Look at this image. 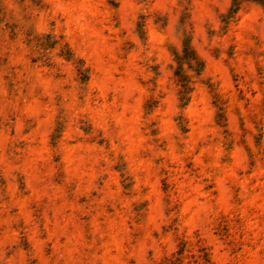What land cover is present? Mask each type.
<instances>
[{"label": "clouds", "instance_id": "9594fccd", "mask_svg": "<svg viewBox=\"0 0 264 264\" xmlns=\"http://www.w3.org/2000/svg\"><path fill=\"white\" fill-rule=\"evenodd\" d=\"M0 264H264V0H0Z\"/></svg>", "mask_w": 264, "mask_h": 264}]
</instances>
